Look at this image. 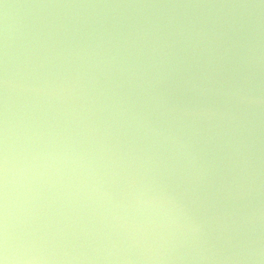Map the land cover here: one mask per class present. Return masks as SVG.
I'll use <instances>...</instances> for the list:
<instances>
[{
    "label": "water",
    "instance_id": "95a60500",
    "mask_svg": "<svg viewBox=\"0 0 264 264\" xmlns=\"http://www.w3.org/2000/svg\"><path fill=\"white\" fill-rule=\"evenodd\" d=\"M9 264H264V0H0Z\"/></svg>",
    "mask_w": 264,
    "mask_h": 264
},
{
    "label": "clouds",
    "instance_id": "9594fccd",
    "mask_svg": "<svg viewBox=\"0 0 264 264\" xmlns=\"http://www.w3.org/2000/svg\"><path fill=\"white\" fill-rule=\"evenodd\" d=\"M0 264H9V256H8V252H7L6 243L3 247V250L0 251Z\"/></svg>",
    "mask_w": 264,
    "mask_h": 264
}]
</instances>
